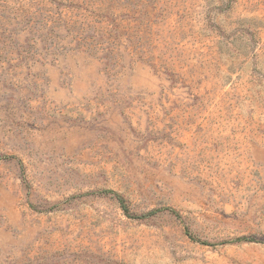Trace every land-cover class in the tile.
Masks as SVG:
<instances>
[{
	"label": "rangeland",
	"instance_id": "1",
	"mask_svg": "<svg viewBox=\"0 0 264 264\" xmlns=\"http://www.w3.org/2000/svg\"><path fill=\"white\" fill-rule=\"evenodd\" d=\"M0 264H264V0H0Z\"/></svg>",
	"mask_w": 264,
	"mask_h": 264
},
{
	"label": "trees",
	"instance_id": "2",
	"mask_svg": "<svg viewBox=\"0 0 264 264\" xmlns=\"http://www.w3.org/2000/svg\"><path fill=\"white\" fill-rule=\"evenodd\" d=\"M117 200L121 201V199H120V197H119V196H117Z\"/></svg>",
	"mask_w": 264,
	"mask_h": 264
}]
</instances>
